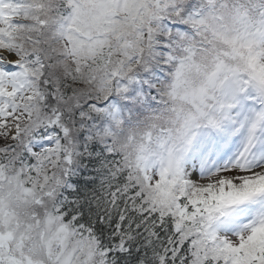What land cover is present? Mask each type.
Wrapping results in <instances>:
<instances>
[{"label": "snow or ice", "instance_id": "6c2138e0", "mask_svg": "<svg viewBox=\"0 0 264 264\" xmlns=\"http://www.w3.org/2000/svg\"><path fill=\"white\" fill-rule=\"evenodd\" d=\"M0 264H264V0H0Z\"/></svg>", "mask_w": 264, "mask_h": 264}, {"label": "rangeland", "instance_id": "374dc122", "mask_svg": "<svg viewBox=\"0 0 264 264\" xmlns=\"http://www.w3.org/2000/svg\"><path fill=\"white\" fill-rule=\"evenodd\" d=\"M218 227H223V224H219Z\"/></svg>", "mask_w": 264, "mask_h": 264}]
</instances>
